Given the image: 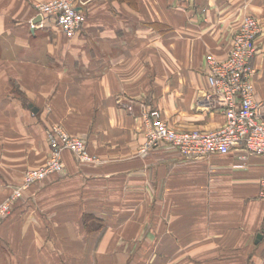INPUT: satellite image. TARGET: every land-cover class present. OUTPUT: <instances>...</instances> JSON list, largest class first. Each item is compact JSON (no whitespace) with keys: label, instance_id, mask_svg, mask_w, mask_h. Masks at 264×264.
Wrapping results in <instances>:
<instances>
[{"label":"crops","instance_id":"0c3cea01","mask_svg":"<svg viewBox=\"0 0 264 264\" xmlns=\"http://www.w3.org/2000/svg\"><path fill=\"white\" fill-rule=\"evenodd\" d=\"M42 1L0 0V201L45 163L52 126L98 161L64 150L65 170L16 199L0 264H264V155L139 153L151 109L177 130L223 124L205 59L227 56L245 15L264 102V0H80L70 38L34 21Z\"/></svg>","mask_w":264,"mask_h":264},{"label":"built area","instance_id":"2783aa9c","mask_svg":"<svg viewBox=\"0 0 264 264\" xmlns=\"http://www.w3.org/2000/svg\"><path fill=\"white\" fill-rule=\"evenodd\" d=\"M80 0H46L35 5L36 15L43 20L53 19L62 33L70 38L80 29L84 21L78 9ZM258 19L245 15L239 28L233 34L231 49L222 60L207 55V78L212 92L222 107L225 121L213 130H177L169 126L158 109L146 112V140L141 153L147 154L160 144H166L187 159H199L211 154L225 155L233 148H240L241 158L249 154L264 155V117L261 110L264 102L254 98L251 81L250 59L256 51L255 39L260 32ZM48 157L42 169L24 172L23 181L13 192L0 201V221L11 211L13 203L22 196L27 187L39 183L47 176L65 170L62 154L72 153L78 162L96 161L97 158L85 149L82 136H72L61 126H52L46 132ZM263 188L264 178L259 180Z\"/></svg>","mask_w":264,"mask_h":264},{"label":"rangeland","instance_id":"374dc122","mask_svg":"<svg viewBox=\"0 0 264 264\" xmlns=\"http://www.w3.org/2000/svg\"><path fill=\"white\" fill-rule=\"evenodd\" d=\"M61 128H62V127H61ZM64 130H65V129H64ZM65 131H66V130H65ZM66 132H67V131H66ZM145 132H146V130H145ZM67 133H69V132H67ZM69 134H70V133H69ZM70 135H72V136H78V135H76V134H70ZM145 136H146V135H145ZM144 143H145V142H144ZM143 145H144V144H143ZM143 145L139 148V153H141V148L143 147ZM85 149L87 150V148H86V140H85ZM48 150H49V148H48ZM152 150H153V149H152ZM150 151H151V150H150ZM150 151H149V152H150ZM70 153H71V152H70ZM141 154H142V153H141ZM47 157H48V152H47ZM62 157H63V154H62ZM73 157H74V156H73ZM95 158H97V157H95ZM46 159H47V158H46ZM96 161H98V158L96 159ZM96 161H95V162H96ZM42 168H43V165H40V166L35 167V168H29V169H26L25 171L30 170V169H42ZM25 171H24V172H25ZM23 174H24V173H23ZM47 177H48V176H47ZM47 177H46V178H47ZM46 178H45V179H46ZM45 179H44V180H45ZM42 181H43V180H42ZM42 181H41V182H42ZM29 187H30V186H29ZM29 187H27V188H29ZM27 188H26V189H27ZM14 203H15V202H14ZM14 203H13V204H14ZM8 215H9V214H8ZM2 220H3V219H2ZM2 220H1V221H2ZM1 221H0V223H1Z\"/></svg>","mask_w":264,"mask_h":264},{"label":"water","instance_id":"95a60500","mask_svg":"<svg viewBox=\"0 0 264 264\" xmlns=\"http://www.w3.org/2000/svg\"><path fill=\"white\" fill-rule=\"evenodd\" d=\"M39 19H40V17L38 16V17H36V19H34V21L36 22V21H38ZM257 236L260 237L259 234H258Z\"/></svg>","mask_w":264,"mask_h":264}]
</instances>
